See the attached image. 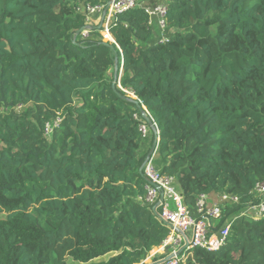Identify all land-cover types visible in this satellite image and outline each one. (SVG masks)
Returning <instances> with one entry per match:
<instances>
[{"label":"trees","instance_id":"trees-1","mask_svg":"<svg viewBox=\"0 0 264 264\" xmlns=\"http://www.w3.org/2000/svg\"><path fill=\"white\" fill-rule=\"evenodd\" d=\"M109 1L0 0V264L146 260L171 231L141 199L157 128L193 216L201 194L239 198L226 244L179 264H264V218L240 214L264 180V0H146L167 3L166 40L145 7L117 15L115 42L85 35L79 7Z\"/></svg>","mask_w":264,"mask_h":264},{"label":"built area","instance_id":"built-area-1","mask_svg":"<svg viewBox=\"0 0 264 264\" xmlns=\"http://www.w3.org/2000/svg\"><path fill=\"white\" fill-rule=\"evenodd\" d=\"M136 7H145L149 17V27L157 39L160 41L166 40L168 6L165 1L154 7L146 4V0H110L106 4L81 6L79 8L85 15L87 25L84 34L87 35L89 28L102 24L100 32L104 39L110 42L114 41V38L107 37V34L112 35L111 23L116 21L119 13ZM21 107V105L18 106V108ZM145 112L151 117L146 108ZM135 117L142 120L140 131L142 136L146 137L150 133L152 125L145 120L143 115L135 114ZM151 119L153 120L152 117ZM60 121L61 119L58 118L55 125H58ZM153 125L156 129L157 125L154 121ZM53 128L54 125L47 123L46 133L48 136L51 135ZM156 132L159 135L158 128ZM155 157L156 152L145 165L144 175L147 180V192L141 199L152 208L156 206L160 218L170 226L171 231L163 244L154 248L149 256L154 259L174 254V258L166 264H179L185 262L192 255V249L194 248H203L210 251L221 249L226 244L231 229L229 223L219 227V222H222L225 218L226 202L237 203L239 198L230 194H222L211 199L208 194H201L196 202L197 216H193L182 193L176 189V178L164 174L157 166ZM251 193L256 200L249 203L240 214L254 220L262 219L264 218V180L259 181ZM186 244L187 246L178 253ZM154 250L155 252H153ZM142 263L148 262L143 260L140 264Z\"/></svg>","mask_w":264,"mask_h":264},{"label":"water","instance_id":"water-1","mask_svg":"<svg viewBox=\"0 0 264 264\" xmlns=\"http://www.w3.org/2000/svg\"><path fill=\"white\" fill-rule=\"evenodd\" d=\"M94 27L100 29V28L102 27V24L96 25V26H94ZM112 42H115V40L112 41ZM116 61H118L117 58H116ZM118 71H119V68H118V66L116 65V66H115V80H114V82H113V87H114V88L117 87V83L120 82V79H121V76H122V73H123V70L121 69V71H120V75L118 76ZM119 87H120V84H119ZM132 99H133L137 104H139V100H138L137 97H134V98H132ZM142 115H143V117L145 118V120H146L149 124H151L152 127L155 129V126L153 125V120H152L151 117H150L149 115H147L146 112H145V107H144V109L142 110ZM156 131H157V129H156ZM159 140H160V136H159L158 133H157L156 138H155V141H154V144H153V147H152L151 151L149 152V154H148L146 160L143 162V164H142V166H141V168H140V171H141L142 174H144V168H145V165H146L147 161H148V160L151 158V156L156 152V150H157V146H158V143H159ZM144 176H145V175H144ZM153 210L156 211V206L153 207ZM156 212H157V211H156ZM186 246H187V244H186L183 248H181V249L178 251V253H180V252H181ZM173 258H174V254H170V255L165 256L164 258H161V259H158V260L152 261V262L147 263V264H166L167 262L171 261Z\"/></svg>","mask_w":264,"mask_h":264},{"label":"rangeland","instance_id":"rangeland-1","mask_svg":"<svg viewBox=\"0 0 264 264\" xmlns=\"http://www.w3.org/2000/svg\"><path fill=\"white\" fill-rule=\"evenodd\" d=\"M107 37L110 38V39H113V38H111V36H110L109 34H107ZM105 40H107V39H105ZM114 71H115V68L109 71V76H110V77L112 76V74L114 73ZM153 252H155V250H154ZM159 256H160V255H159ZM109 257H110V256H104V257H102V258H100V259H98V260H101V259H103V260H107ZM160 257H161V256H160ZM152 259H153V258H152L151 256H149V257L146 259V261H147L148 263H150V262L154 261V260H152ZM159 259H161V258H159Z\"/></svg>","mask_w":264,"mask_h":264},{"label":"crops","instance_id":"crops-1","mask_svg":"<svg viewBox=\"0 0 264 264\" xmlns=\"http://www.w3.org/2000/svg\"><path fill=\"white\" fill-rule=\"evenodd\" d=\"M109 35L111 36V38H114L111 34H109ZM151 130L155 132L153 127L151 128Z\"/></svg>","mask_w":264,"mask_h":264}]
</instances>
